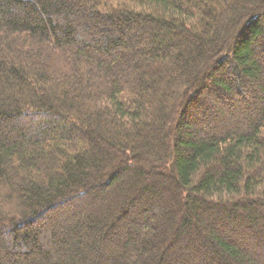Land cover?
<instances>
[{
	"label": "trees",
	"instance_id": "obj_1",
	"mask_svg": "<svg viewBox=\"0 0 264 264\" xmlns=\"http://www.w3.org/2000/svg\"><path fill=\"white\" fill-rule=\"evenodd\" d=\"M262 44L264 0H0V264H264Z\"/></svg>",
	"mask_w": 264,
	"mask_h": 264
},
{
	"label": "rangeland",
	"instance_id": "obj_2",
	"mask_svg": "<svg viewBox=\"0 0 264 264\" xmlns=\"http://www.w3.org/2000/svg\"><path fill=\"white\" fill-rule=\"evenodd\" d=\"M258 51L261 52V53H264V44H262L261 46H258ZM264 56V54H263ZM262 64H263V71H264V62H263V57L260 58ZM212 96H214L213 94H211V91H208V90H205V92L202 94V99L204 100V103L205 101H208V102H211V101H214L213 99L215 98H212ZM252 100V99H251ZM199 103V102H198ZM256 101L254 100V106H249L248 108L244 107V108H239V112H240V116L242 117V119L247 115V114H252L254 112V109L257 108V105H255ZM259 106V105H258ZM202 109V106L201 104L199 103V106H197V110H198V114L197 115V118L195 119L194 122H192V129H196V130H203L204 131H207L208 129V124L206 122V118H207V115H209V113L205 110V112H201L200 110ZM231 117H233V115H230ZM230 116L229 115H226V120L227 119H230ZM219 119H215V121L218 122ZM219 123V122H218ZM155 192L151 191L153 193V196L155 197V200L157 199L156 201V204H158V208H160V212H157L156 210H154V212L152 213H155V216L157 217H160L164 220L163 218V212L161 211V209L164 210V213H168V211H170V213L172 215H175V211L178 210V208H176L178 206V204H172V203H167L165 198H164V191H158V190H154ZM84 200V198H83ZM84 205V204H83ZM141 205L137 204L136 205V208L135 207H131L130 209V215L133 216V215H136L137 212H139L140 210V207ZM98 208L96 207L95 204H90L88 202L85 203L84 205V213L87 212V210H90L92 211L95 215L98 213ZM170 209V210H169ZM212 216L214 217H221L220 214L218 213H211ZM128 218L124 217V218H121L119 219L117 222H116V228L113 229L115 232H117V236L115 237V239H117V241H121L124 239V234H123V228L127 225L128 223ZM164 222V221H163ZM208 223V222H207ZM237 223V222H236ZM239 224L237 226H239L238 228L236 227V229L238 230V233H234L232 234L234 237L235 236H240L245 238V234L243 231V229L245 228L244 226V222H238ZM160 226L163 225V223H159L158 224ZM220 228V233H225V234H229L227 233V227H219ZM161 229V228H160ZM159 229V230H160ZM217 230V229H216ZM243 230V231H242ZM121 231V232H120ZM219 232V231H218ZM194 233L192 232L190 235V239H191V244L189 247L187 248H182L180 249L179 246L183 244V241L186 240V237L185 235H179V236H176L174 239H172L171 241L173 242V246H174V249L172 252V255H174V252H175V257L173 256V258L170 256L169 259H168V262L167 264H217L216 262V259H214V257L211 255L208 256V254L206 253L205 251V254H200V252L198 253V251H196L195 249L197 247H199V243H200V237L198 234L195 233V235H193ZM204 235V234H202ZM230 235V234H229ZM188 237V236H187ZM156 238H159L157 237L156 235ZM121 243V242H120ZM159 242H157L158 244ZM164 242H162L161 244H163ZM160 244V243H159ZM183 252H185V255L187 257V260L185 259H181L180 257V254H182ZM102 258H101V261L99 264H111L112 263V258L109 260V255H107V251L106 250H103L102 252Z\"/></svg>",
	"mask_w": 264,
	"mask_h": 264
}]
</instances>
